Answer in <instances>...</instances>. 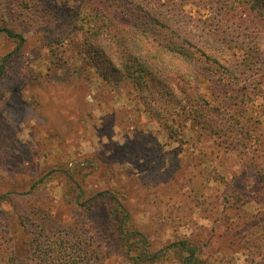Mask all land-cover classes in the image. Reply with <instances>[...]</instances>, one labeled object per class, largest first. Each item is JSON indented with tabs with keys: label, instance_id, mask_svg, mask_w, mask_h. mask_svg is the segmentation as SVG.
<instances>
[{
	"label": "rangeland",
	"instance_id": "1",
	"mask_svg": "<svg viewBox=\"0 0 264 264\" xmlns=\"http://www.w3.org/2000/svg\"><path fill=\"white\" fill-rule=\"evenodd\" d=\"M77 6L89 8L84 0H0V26L6 20L24 38L19 45L0 32V195L7 193L0 218L3 211L21 212L29 228L58 237L88 223L101 246L99 264H130L108 215L115 195L152 250L190 237L206 244L204 255L212 254L214 264H250L246 251L222 235L225 187L208 170L218 167L236 187L247 185L251 199L257 192L249 165L264 162V23L237 18L247 27L250 49L232 57L237 78L225 94L243 99L246 114H236L243 132L210 137L187 122L182 141L170 137L129 88L82 63L71 20ZM212 7L188 0L178 12L196 22L211 16ZM244 209L260 215L264 203L251 200ZM16 222L14 215L10 226ZM162 263L175 264H155Z\"/></svg>",
	"mask_w": 264,
	"mask_h": 264
},
{
	"label": "trees",
	"instance_id": "2",
	"mask_svg": "<svg viewBox=\"0 0 264 264\" xmlns=\"http://www.w3.org/2000/svg\"><path fill=\"white\" fill-rule=\"evenodd\" d=\"M187 1L84 0L89 8L77 6L71 17L79 31L78 57L101 79L129 88L134 99L170 137L185 141L183 127L190 122L191 129L200 128L206 136L230 132L231 138H235V134L239 136L243 132L236 114L245 116L246 110L243 99L225 93L232 90L237 78L233 58L239 50L246 53L250 49L245 40L247 27L242 29L237 18L245 15L257 24L264 23V0H208L213 4V14L196 22L190 20L195 25L179 16V7ZM0 32L19 45L24 41L21 32L10 27L6 20ZM2 73L1 62L0 76ZM207 82L211 83L208 87ZM220 91L224 94L220 95ZM219 111H226L228 116L220 115ZM249 169L258 187L252 199L245 188L247 185L236 187L226 179L222 169L210 167L208 171L225 187L220 200L221 220L225 223L222 235L229 239V246L246 251L245 261L264 264V213L243 210L251 200L264 203V162H253ZM200 189L196 184V196ZM6 194L0 195V209L7 200ZM230 210L238 214L236 219H232ZM3 212L0 264L100 263L101 246L94 237L96 230L92 231L88 223L82 222L72 234L50 236L51 232L44 233V227L29 228L23 213ZM14 215L17 222L10 226ZM86 215L87 211L80 214V221H86ZM108 215L115 224L119 248L130 264H155L162 259L175 264H214L216 261L212 254L204 255L205 243L190 237L178 238L152 250L146 236L130 223L127 209L115 195ZM69 239L73 241L68 242ZM227 261L236 264L234 260Z\"/></svg>",
	"mask_w": 264,
	"mask_h": 264
}]
</instances>
